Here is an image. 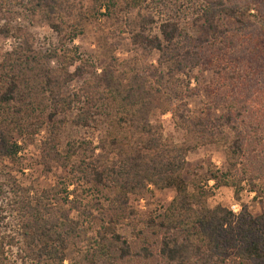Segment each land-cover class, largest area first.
I'll use <instances>...</instances> for the list:
<instances>
[{
	"label": "trees",
	"instance_id": "trees-1",
	"mask_svg": "<svg viewBox=\"0 0 264 264\" xmlns=\"http://www.w3.org/2000/svg\"><path fill=\"white\" fill-rule=\"evenodd\" d=\"M183 2L14 0L10 10L0 0V35L11 38L0 58V264H264V209L252 215L209 206L207 188L182 175L187 151L220 143L224 168L207 178L233 187L236 198L242 181L264 197V0ZM17 10L44 21L55 42L37 46L14 20ZM103 14L113 22L109 53L95 71L72 39ZM224 18L238 23L227 27ZM120 45L133 54L118 60L112 51ZM153 50L155 64L146 60ZM197 66L212 67L210 79L196 76V84L204 94L215 89L218 114L209 107L196 114L180 92V75ZM74 78L77 86L67 89ZM187 83L185 93L195 91ZM154 110L170 113L180 141L162 134ZM102 117L95 141L59 147L64 122L93 126ZM40 129L35 161L63 173L37 189L20 184L2 156L15 159L16 137ZM149 184L174 191L160 212L140 216L129 195ZM93 188L106 192L104 201ZM68 248L82 259L67 258Z\"/></svg>",
	"mask_w": 264,
	"mask_h": 264
},
{
	"label": "rangeland",
	"instance_id": "rangeland-1",
	"mask_svg": "<svg viewBox=\"0 0 264 264\" xmlns=\"http://www.w3.org/2000/svg\"><path fill=\"white\" fill-rule=\"evenodd\" d=\"M186 1L188 2L187 4L190 3L192 6L194 5L192 3L193 0ZM176 2L179 3V6H181L180 4H184L183 0H176ZM13 3L14 0H9L8 7L10 10L15 8V3ZM168 3L171 4V0H168ZM173 8H175V6H173ZM244 13L245 9H242L237 15L242 19L243 16L246 15V13ZM13 16L16 22H21L28 26L29 30L33 34L34 42L37 46H44L46 44H52L55 42V34L44 21H28L25 13L21 10L14 11ZM223 22L227 27L238 23L227 18H224ZM112 23L111 15H97L85 22L81 27V32L72 39V43L77 45L79 53L83 56H86L88 60H90L95 71H99V68L108 59L109 51L104 41L109 28L112 26ZM10 43L11 38L0 35V58L1 54L9 49ZM112 54L118 60H121L128 58L133 54V52L128 47L120 45L112 51ZM156 56L157 53L155 50H153L149 53L146 60L155 64ZM232 56L233 55L227 53V60H229V58ZM49 64H54V60H50ZM92 67L87 66V71ZM69 68L71 69V67ZM211 68L212 67L210 66L202 69L200 66H197L188 71L187 75H180V82L178 83V86L181 89L180 92L183 93V98L191 110L199 115L204 114L208 107V111L211 114H218L222 109V103H214L215 99L213 96L215 89L209 94H204L203 91H201L202 89L199 90L200 85L196 84V76L199 77L200 80L204 79L206 81L207 79H210V75L213 73ZM79 80L80 78L72 79L68 83L67 89L77 86ZM185 80H188L187 85L189 87H197L195 88V91L190 89L189 92L185 93L186 91L183 90ZM198 90L200 91L199 93L196 92ZM151 117L160 121L162 134L164 136H169L174 141L181 140L183 130L173 125L170 118V113L168 111L161 113L157 110H154L151 113ZM105 126L106 123L104 117H102L95 125L84 127L75 126L70 121H66L58 130L57 135L59 147L62 148L65 142L69 140H80L81 138H86L95 141ZM225 131L229 136L232 134L229 129H225ZM44 132V129H40L38 132L34 133L31 138L17 136L16 142L19 145V149L16 152V158L11 159L7 158L6 156H2V163L5 164L7 169L15 175L16 180L20 184H31L37 189L53 183L55 177L63 173L60 167L55 164H52L50 170H43L41 165L35 161L39 149V138ZM222 149L223 145L220 143H207L187 151L185 164L182 171L185 181L189 184L193 179L207 188L209 196L206 200L209 206L218 203L229 209V203L236 202L240 211L244 208L250 214L256 215L264 209V197L262 195H256L254 191L250 190L248 184L245 181L240 183L238 197L236 198L233 193V187L224 185L215 186L213 185L212 179L207 178L209 170H221L224 168ZM93 191H95V194L102 201H104L106 192L103 189L93 188ZM173 191L174 190L172 187L155 188L149 184L148 189L143 194L139 196L129 195V202L133 205L140 216L155 214L162 210L164 205L173 194ZM71 214L74 215L75 211H73ZM118 227L120 232H127L128 230V227L124 224H120ZM82 257L83 253H79L74 249L68 248L67 258L81 260Z\"/></svg>",
	"mask_w": 264,
	"mask_h": 264
},
{
	"label": "built area",
	"instance_id": "built-area-1",
	"mask_svg": "<svg viewBox=\"0 0 264 264\" xmlns=\"http://www.w3.org/2000/svg\"><path fill=\"white\" fill-rule=\"evenodd\" d=\"M229 209L234 212V213H238L239 211V206L237 205L236 202H231L229 203Z\"/></svg>",
	"mask_w": 264,
	"mask_h": 264
}]
</instances>
